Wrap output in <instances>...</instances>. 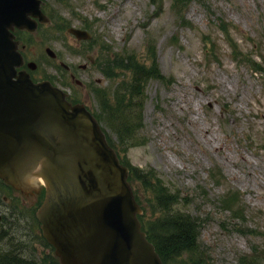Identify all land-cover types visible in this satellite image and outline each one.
Here are the masks:
<instances>
[{"label": "rangeland", "instance_id": "rangeland-1", "mask_svg": "<svg viewBox=\"0 0 264 264\" xmlns=\"http://www.w3.org/2000/svg\"><path fill=\"white\" fill-rule=\"evenodd\" d=\"M183 1L42 0L48 21L28 35L25 51L101 117L129 166L184 195L179 207L202 223L206 264L251 256L264 264V0ZM86 22L90 41L67 29ZM154 67L159 75L144 80V120L127 146L113 110L133 109L134 70ZM36 202V194L0 190V251L48 264L50 247L32 223Z\"/></svg>", "mask_w": 264, "mask_h": 264}, {"label": "water", "instance_id": "water-1", "mask_svg": "<svg viewBox=\"0 0 264 264\" xmlns=\"http://www.w3.org/2000/svg\"><path fill=\"white\" fill-rule=\"evenodd\" d=\"M39 4L0 0V177L26 194L44 185L37 216L62 264H164L140 229L127 167L93 115L48 81L17 72L22 56L9 28L34 29L29 6L44 20Z\"/></svg>", "mask_w": 264, "mask_h": 264}, {"label": "trees", "instance_id": "trees-1", "mask_svg": "<svg viewBox=\"0 0 264 264\" xmlns=\"http://www.w3.org/2000/svg\"><path fill=\"white\" fill-rule=\"evenodd\" d=\"M175 3L182 6L184 1L175 0ZM253 64L256 66L255 69L259 65L258 61H254ZM149 71L134 70L135 84L130 92V100L133 101L131 104L134 103L135 105L133 109L125 104L119 110H113V114L117 118L114 125L120 130L121 138L127 146L135 144L136 135L131 139L130 136L140 129L139 124L143 120L141 113L143 106L140 101L144 80L150 76L159 75V70L156 67L150 68ZM125 138L130 143L126 142ZM124 160L128 162V158L125 156L121 158L122 162ZM130 181L134 185L136 198L144 208V213L139 215V219L142 221V228L147 232L148 239L153 241L164 263L206 264L203 261V250L199 239L202 223L196 216L178 208L177 203L180 202V194L170 190L166 184L162 183L160 177H157L149 169L143 171L137 167H132L130 170ZM136 181L138 182L137 185ZM4 188L12 190L0 179V190ZM43 195L44 192L39 195V202ZM8 253H0V264H36L30 258H20L10 252ZM49 261L51 263L53 259H49ZM54 262L57 264L56 261ZM246 264L258 263L253 257V260Z\"/></svg>", "mask_w": 264, "mask_h": 264}, {"label": "flooded vegetation", "instance_id": "flooded-vegetation-1", "mask_svg": "<svg viewBox=\"0 0 264 264\" xmlns=\"http://www.w3.org/2000/svg\"><path fill=\"white\" fill-rule=\"evenodd\" d=\"M12 31L16 35V38L19 35H22V34H25L26 36L29 35V32H26L24 30L18 29L17 27L14 28ZM26 46H27L26 43H23V42L20 41V48L22 47V49H23V47H24V49L22 50V53L26 50ZM65 68L67 70L71 69L70 66H68L66 64H65ZM39 69H40V67L36 68L35 70L30 71L31 76H33V78L36 81H41V79L48 78L49 80H51L52 83L54 82L55 84H57L58 86L62 87L63 89L65 88V85H67L66 84L67 82H66L65 79H63V75L62 74H58L57 75L56 73H54L52 75H47L44 71L39 70ZM63 73H64V71H63ZM53 75H56V77L53 76ZM71 76L75 77L76 75L71 73ZM72 91H73V89L70 87V90L68 91V93H69L68 97L71 99V101H76V99H78L80 96L77 93H74Z\"/></svg>", "mask_w": 264, "mask_h": 264}]
</instances>
